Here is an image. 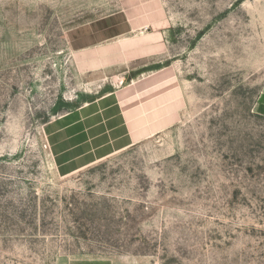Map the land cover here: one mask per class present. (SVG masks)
<instances>
[{"label":"rangeland","instance_id":"obj_1","mask_svg":"<svg viewBox=\"0 0 264 264\" xmlns=\"http://www.w3.org/2000/svg\"><path fill=\"white\" fill-rule=\"evenodd\" d=\"M0 264H264V0H0Z\"/></svg>","mask_w":264,"mask_h":264},{"label":"crops","instance_id":"obj_2","mask_svg":"<svg viewBox=\"0 0 264 264\" xmlns=\"http://www.w3.org/2000/svg\"><path fill=\"white\" fill-rule=\"evenodd\" d=\"M147 37V39H148V33H144V32H142L138 37H136V41L135 42H137V43H144L145 41V38ZM141 38V39H140ZM128 40L130 39V38H127ZM128 40H124V39H122V43L124 44V42L125 41H128ZM144 72H142L140 75H142ZM138 80V79H137Z\"/></svg>","mask_w":264,"mask_h":264},{"label":"bare ground","instance_id":"obj_3","mask_svg":"<svg viewBox=\"0 0 264 264\" xmlns=\"http://www.w3.org/2000/svg\"><path fill=\"white\" fill-rule=\"evenodd\" d=\"M109 67V66H108ZM110 68V67H109ZM125 68V67H124ZM99 69V68H98ZM106 70V69H105ZM110 70V69H109ZM105 73H106V71H105ZM96 74V73H95ZM87 76V75H86ZM92 77V76H91ZM95 77H97V76H95ZM98 77H100V76H98ZM103 79V78H102ZM122 80V79H121Z\"/></svg>","mask_w":264,"mask_h":264}]
</instances>
